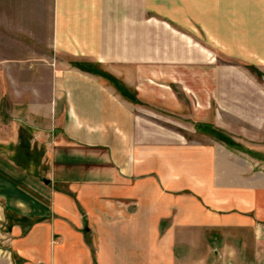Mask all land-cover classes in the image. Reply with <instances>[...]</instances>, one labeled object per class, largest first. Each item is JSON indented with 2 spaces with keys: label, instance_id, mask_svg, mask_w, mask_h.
Instances as JSON below:
<instances>
[{
  "label": "crops",
  "instance_id": "1",
  "mask_svg": "<svg viewBox=\"0 0 264 264\" xmlns=\"http://www.w3.org/2000/svg\"><path fill=\"white\" fill-rule=\"evenodd\" d=\"M256 76L264 0H0V114L39 135L56 185L0 170L22 217L9 247L24 264H264Z\"/></svg>",
  "mask_w": 264,
  "mask_h": 264
},
{
  "label": "rangeland",
  "instance_id": "2",
  "mask_svg": "<svg viewBox=\"0 0 264 264\" xmlns=\"http://www.w3.org/2000/svg\"><path fill=\"white\" fill-rule=\"evenodd\" d=\"M254 74H256V72H254ZM104 78L109 79L108 76H104ZM256 79L260 83H264V80H262L260 76H256ZM113 85L117 87V83ZM23 88L24 87H20L19 89L23 90ZM7 102L8 101L5 99V97L1 99L0 106H3V110H6V107L8 108ZM188 134L189 133L186 132L187 138L192 139V137ZM38 136L39 135L36 132L28 130V128L24 127L21 123L12 122L8 116L0 114L1 158L9 157L15 161L16 165L20 166L18 167L15 165V167L12 164L3 161L4 163H0V170L4 171V173L10 171L18 175V172L22 173L21 166L26 168L31 175H38L40 177H38L39 180L32 179L28 182H23L24 184H20L22 190L26 192L28 190H35L39 193H44V189H54L56 185L51 181L52 179H50L48 184H45V179L47 180L50 178V165L47 161V148L44 145H39L40 137ZM46 142L49 143V141ZM234 142L241 147L240 150L238 149L240 152L249 154L246 147L242 146L236 141ZM40 153L42 154L40 161H36L35 159L39 157ZM12 207L13 204L9 202L6 195L0 196V264H24L23 259L18 257V255L9 247L8 238L11 233L10 227L12 224L16 223V220H12V217L18 219L17 222L20 221L18 217L22 218L12 210ZM23 229H25V227ZM187 234L190 235L189 237H194L201 241L197 243V248L211 247L214 246V243L215 246H217V244L218 246L223 245L219 242V240H221L223 237L220 232H189ZM192 263L198 264V260Z\"/></svg>",
  "mask_w": 264,
  "mask_h": 264
},
{
  "label": "trees",
  "instance_id": "3",
  "mask_svg": "<svg viewBox=\"0 0 264 264\" xmlns=\"http://www.w3.org/2000/svg\"><path fill=\"white\" fill-rule=\"evenodd\" d=\"M212 133L216 136V138H218L221 142H223L229 148L240 150L241 147L237 145L229 136L224 134L222 131L212 130Z\"/></svg>",
  "mask_w": 264,
  "mask_h": 264
}]
</instances>
